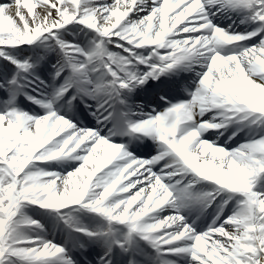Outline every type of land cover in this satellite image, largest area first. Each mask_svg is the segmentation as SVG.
Instances as JSON below:
<instances>
[{
    "label": "snow or ice",
    "instance_id": "6c2138e0",
    "mask_svg": "<svg viewBox=\"0 0 264 264\" xmlns=\"http://www.w3.org/2000/svg\"><path fill=\"white\" fill-rule=\"evenodd\" d=\"M0 264H264V0H0Z\"/></svg>",
    "mask_w": 264,
    "mask_h": 264
},
{
    "label": "bare ground",
    "instance_id": "6f19581e",
    "mask_svg": "<svg viewBox=\"0 0 264 264\" xmlns=\"http://www.w3.org/2000/svg\"><path fill=\"white\" fill-rule=\"evenodd\" d=\"M14 11H15V10H14V8H13V10H12L13 14H14Z\"/></svg>",
    "mask_w": 264,
    "mask_h": 264
},
{
    "label": "rangeland",
    "instance_id": "374dc122",
    "mask_svg": "<svg viewBox=\"0 0 264 264\" xmlns=\"http://www.w3.org/2000/svg\"><path fill=\"white\" fill-rule=\"evenodd\" d=\"M4 2H6V0H4Z\"/></svg>",
    "mask_w": 264,
    "mask_h": 264
}]
</instances>
